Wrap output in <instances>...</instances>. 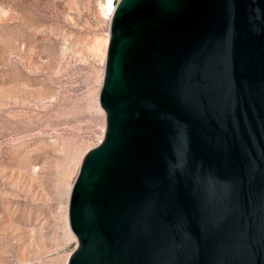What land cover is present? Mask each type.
Listing matches in <instances>:
<instances>
[{
  "label": "water",
  "instance_id": "water-1",
  "mask_svg": "<svg viewBox=\"0 0 264 264\" xmlns=\"http://www.w3.org/2000/svg\"><path fill=\"white\" fill-rule=\"evenodd\" d=\"M99 101L68 264H264V0H114Z\"/></svg>",
  "mask_w": 264,
  "mask_h": 264
},
{
  "label": "rangeland",
  "instance_id": "rangeland-1",
  "mask_svg": "<svg viewBox=\"0 0 264 264\" xmlns=\"http://www.w3.org/2000/svg\"><path fill=\"white\" fill-rule=\"evenodd\" d=\"M106 1L0 0V264H68L78 245L63 217L106 131Z\"/></svg>",
  "mask_w": 264,
  "mask_h": 264
},
{
  "label": "bare ground",
  "instance_id": "bare-ground-1",
  "mask_svg": "<svg viewBox=\"0 0 264 264\" xmlns=\"http://www.w3.org/2000/svg\"><path fill=\"white\" fill-rule=\"evenodd\" d=\"M105 10H106V13L107 14L113 12V10H114V0H107L106 1ZM108 38H109V34H108ZM106 54H107V49H106ZM67 209L68 208H67V205H66V209L65 210H67ZM64 215H65V217H63L64 220L68 222V220H67L68 219L67 218L68 217L67 211H65V214ZM67 226H70V225H67ZM68 230L70 231L71 229H68Z\"/></svg>",
  "mask_w": 264,
  "mask_h": 264
}]
</instances>
